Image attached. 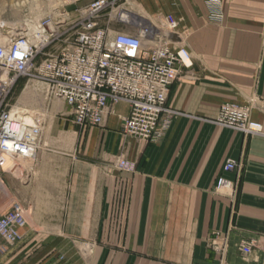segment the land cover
<instances>
[{"label": "crops", "instance_id": "0c3cea01", "mask_svg": "<svg viewBox=\"0 0 264 264\" xmlns=\"http://www.w3.org/2000/svg\"><path fill=\"white\" fill-rule=\"evenodd\" d=\"M149 4L176 19L165 39L190 54L167 98L178 114L149 143L123 135L125 102L82 128L54 100L67 117L42 128L33 158L10 172L25 225L13 244L0 242V264H264V137L214 124L236 104L264 131V0H221L215 14L206 0ZM228 160L234 171L223 170ZM219 178L231 186L217 189Z\"/></svg>", "mask_w": 264, "mask_h": 264}, {"label": "built area", "instance_id": "2783aa9c", "mask_svg": "<svg viewBox=\"0 0 264 264\" xmlns=\"http://www.w3.org/2000/svg\"><path fill=\"white\" fill-rule=\"evenodd\" d=\"M115 2L94 0L81 9L69 38H64L62 18L50 15L37 28V42L29 33L0 40V242L13 244L25 225L22 204L9 200L2 174L10 173V167L4 170V165L10 159L33 158L42 141L41 124H29L26 117L9 107L8 99L19 79L34 70L46 95L62 101L69 108L72 122L82 128L101 126L110 106L125 102L129 114L123 121V135L149 143L159 142L178 114L167 107V98L179 68L190 64L189 51L172 48L162 33L151 28L111 32L100 26L101 13ZM206 4L215 14L221 0H206ZM165 20L168 31H175L176 19L169 15ZM119 22L127 23L121 16ZM54 40L65 46L34 66L38 50ZM214 124L247 137H264L262 125L250 119L249 110L235 104H223ZM236 167L228 160L223 170L230 172ZM118 168L132 171L133 165L120 161ZM230 186L219 178L217 189ZM251 247L248 243L240 249L249 253ZM4 250L0 245V252ZM219 264L229 263L221 260Z\"/></svg>", "mask_w": 264, "mask_h": 264}, {"label": "rangeland", "instance_id": "374dc122", "mask_svg": "<svg viewBox=\"0 0 264 264\" xmlns=\"http://www.w3.org/2000/svg\"><path fill=\"white\" fill-rule=\"evenodd\" d=\"M92 1L94 0H0V40L19 33H29L32 34V40L37 42L39 36L37 28L42 20L50 15L58 19L62 18L63 21L61 20V25L64 26V38H69L73 32L72 27L79 19L80 10ZM115 1V6L101 13L99 18L100 26L108 27L111 32L123 30L132 31L129 27L139 28L138 24L136 25L135 23L134 25L131 21L130 23L124 24L119 22L120 16L129 13L138 19L141 18L145 22L141 24V26L149 28V25H152L154 29L162 33L164 37L168 36L167 32L169 31L166 26L167 21L165 18L169 15H152L150 11L147 10L151 0ZM123 25H126L128 28ZM51 39L52 38H50V40ZM163 41V43H166L164 38ZM63 46H65V43H57L54 40L50 42L46 48L39 49L33 58L34 66H37L42 60L55 54ZM28 91L33 92L34 95L28 100H23ZM26 102L30 107H27ZM53 102L56 101L46 95L44 86L37 79L34 70H32L28 76L19 79L8 99L9 107L13 112L15 111L21 114L22 117H26V121L29 124H35V122L38 121L42 128L56 125L61 119L67 117L63 116L60 110L53 106ZM249 116L250 119L254 121L251 118L250 110ZM20 161L22 160H8L6 163L8 167L4 170H8L10 167V172H14L17 170L18 162ZM2 176L6 182L10 200V173L2 174Z\"/></svg>", "mask_w": 264, "mask_h": 264}, {"label": "bare ground", "instance_id": "6f19581e", "mask_svg": "<svg viewBox=\"0 0 264 264\" xmlns=\"http://www.w3.org/2000/svg\"><path fill=\"white\" fill-rule=\"evenodd\" d=\"M121 18L123 21H125L127 23H130V21L133 22L134 25H135V23H136V25L145 23L142 19H138L129 13L122 15ZM139 26H141V25H139ZM141 27H143V26H141ZM20 34H25V33H20ZM43 41L45 42L46 38H44ZM6 167H8L7 164L4 165V169H6Z\"/></svg>", "mask_w": 264, "mask_h": 264}]
</instances>
